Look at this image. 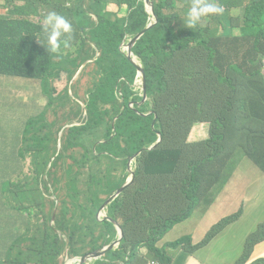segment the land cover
Wrapping results in <instances>:
<instances>
[{"label": "trees", "instance_id": "1", "mask_svg": "<svg viewBox=\"0 0 264 264\" xmlns=\"http://www.w3.org/2000/svg\"><path fill=\"white\" fill-rule=\"evenodd\" d=\"M150 1L157 21L148 14L145 0H116L121 10H128L123 19L108 12L107 0H41V7H28L25 0H0L6 8L14 10L18 5L30 15L44 16L55 10L74 28L68 46L62 44L56 54L44 48L46 37L41 26L17 23L12 26L16 35L0 36V76L39 81L47 98L45 112L30 121L25 134L26 149L40 143L42 147L36 152L41 151L43 157L34 165H26V173L3 189L14 196L11 204L24 207L34 225H28L25 232L13 233L8 258L11 264H60L65 255L70 260H82L102 252L117 235L116 231L107 239L103 221L121 228L124 237L118 248L129 251L130 247L140 249L146 244L154 252L153 259H166L165 252L158 249L159 243L201 206L210 205L215 193L229 184L231 175L224 176L238 151L256 160L264 175V0H218L223 14L207 17L192 29L185 24L192 0ZM150 25L153 27L133 49V63L125 48ZM98 53L101 59L85 68L89 73H80V80L89 79L85 98L79 95V80L73 96L71 89H66L63 99H55L51 91L52 81L58 78L55 73L64 70L71 85L75 72L95 60ZM190 58L194 63L188 62ZM175 62L180 63L177 102L189 105L190 121L205 125V133L210 135L200 153L191 155L184 143L162 153L174 163L185 160L177 189L171 188V176L163 171L170 162L148 151L159 140L158 132L151 128L156 115L148 109L151 103H143L142 91L134 86L141 66L148 99L163 94L172 99L175 86L171 65ZM80 101L87 103L86 121ZM50 115L59 118L50 121ZM74 124L82 126L72 127L68 136L63 134L58 150L61 130ZM39 126L45 133L38 130ZM179 133L178 128L170 130V142ZM32 135L41 142L33 140ZM21 158L26 162L23 148ZM131 158L135 163L133 185L99 218L100 208L126 185ZM67 160L83 164L85 170L91 167L89 174L74 176L73 167L65 166ZM117 166L122 168V178L111 174ZM179 167L170 168V172ZM143 183L148 192H144ZM145 193L149 194L144 208ZM46 195L53 199L51 211L46 209L50 206ZM150 202L164 208L152 228L144 225L152 216ZM43 210L48 215L42 227L35 220ZM49 223H54V228ZM261 243L264 225L245 243L242 259L250 257ZM182 245L185 252L192 253L190 241L170 247ZM4 247L6 242H0V248ZM118 248L109 250L104 260L89 264H137L138 255L123 262ZM27 253L30 256L26 258Z\"/></svg>", "mask_w": 264, "mask_h": 264}, {"label": "rangeland", "instance_id": "2", "mask_svg": "<svg viewBox=\"0 0 264 264\" xmlns=\"http://www.w3.org/2000/svg\"><path fill=\"white\" fill-rule=\"evenodd\" d=\"M177 1L179 2L180 0ZM107 4L108 12L111 13V15H116L121 19L128 16V10H121L117 6L116 0H107ZM25 5L28 7L36 5L39 7L44 6L41 3V0H25ZM11 11H13V7H11ZM147 12L150 14L149 9H147ZM176 13L177 12L175 11V14ZM85 51H88V49H85ZM100 59L101 54L98 53L95 60L89 61L87 64H85V66L82 64L79 70L75 72L74 82L71 85H69L70 80L68 76L64 74L66 73L64 70L61 69L59 73H55L58 75V78L53 80L51 83L53 97L55 99H63L62 96L66 89H71V95L73 96L75 93L76 84L80 80V73H89V69L85 68L88 65L94 66L93 63L98 62ZM189 61L193 62V59L190 58L188 62ZM55 62H59V59L56 58ZM179 66L180 63L177 62L171 65V74L174 79L175 86L173 98L171 99L170 96L165 97L163 94L156 98L147 100L148 103H151L148 105V109L152 114L156 115L155 124L151 126V128L156 129L159 137L158 142L148 151H155L159 154L160 159L170 162L169 165L163 168V171L169 177L171 176V188L174 189H177L182 182V166L186 165L185 160L180 158L177 163H174L171 158L161 156L162 153L169 152L174 146H180L181 143H184L185 146L189 148V153L191 155L197 154L200 153L201 149L203 148L204 142L210 138L208 132L205 133V125L196 124L193 121H190L188 116L189 105L177 102L176 84L178 80ZM65 67L70 68L68 66ZM140 79L141 78L137 77L134 85L138 90L140 89L141 84ZM17 82H21L18 83L19 87L14 83L9 85L12 87L10 90L12 94L6 95L11 98V101L7 103V109H5V103L1 100V98L5 96L6 89L4 87H0V127L6 126V123L2 120L6 119L8 110V119L10 121H17L20 118L19 115L24 110V107L20 108V103L22 104V102L27 101L25 111L26 119L28 118L31 120L36 118L46 110L47 98L39 81L28 82L18 80ZM119 83H121V81H119ZM246 86L249 88L250 84H247ZM88 88L89 79L82 78L78 86V92L82 99L85 98ZM119 95H121V93H119ZM262 97H264V94ZM80 102L83 107L87 104L86 102ZM49 119L53 120L54 118L52 115H50ZM86 119L87 113L85 109V112L83 113V121H86ZM74 126H82V124L65 126L64 134L68 136L70 129ZM176 128L180 130V133L174 138L173 141L170 142L169 132L170 130L171 132L174 131ZM1 136H6V134L0 133V137ZM31 137L33 140L41 142V140H39L35 135H32ZM122 147H124V145H122ZM63 155L67 158V151L63 152ZM108 155L109 154L106 153L107 157ZM177 165H180V167L173 170L171 169L170 172V168ZM65 166L73 167L74 176L88 175L91 168L89 165L90 168L85 170L83 168V164L76 161L73 162L71 160H67ZM134 166V159H129L128 167L130 176L127 183H130L135 179H133ZM117 168L118 170H112L111 174L115 178H122V168L121 166H117ZM30 170L31 168L28 167L27 171ZM261 170L263 171V169ZM261 170L258 168V162L256 160L252 159L251 161V159L249 160L245 157L242 151H238L224 176V178H226L228 173L231 175L229 184L219 191L218 194L215 193L211 204L206 205V207L211 208L212 210H206L205 206H201L193 213V217L190 220L173 227L165 236V238L159 243L160 246L166 247V245L169 243H176L179 241H185L188 243L190 241L195 244L190 248L192 249V253L197 254L198 258L202 259L203 255L205 254L206 247L213 243L221 235L231 239L235 236V234H248V241L251 236H254L255 233L260 231V226L264 225V175ZM10 176L11 174H9V177ZM16 180H11L8 185H12L16 182ZM143 180L144 179L141 181ZM145 187L146 185L143 183L144 192H148V189H145ZM119 193L120 189L117 191L115 197L118 196ZM148 194L149 193H145L142 197V204L144 208L147 205ZM13 197L14 196L9 194L8 191H3L0 193V242H6V247H4L5 249L9 248L10 242L13 243V232H25L28 225H33V223L29 220V213L25 211L24 207L16 206V203L14 202L11 204ZM175 198L178 200V197ZM45 200L46 204L50 205L46 209L51 211V201L53 200L52 197L50 195H46ZM180 205L184 208L182 203H180ZM109 206L110 204L107 207ZM259 208L261 209L259 210ZM149 210L152 216L144 223V225L152 228L158 222L157 216L164 211V208L159 203L150 202ZM55 213L57 214L58 210L55 211ZM104 213L105 211L101 212L98 214V217L101 218L105 216ZM47 215L48 214L44 210L42 213H39L38 218L35 220L39 226L43 227L45 225L46 221L44 216ZM230 218L232 219L228 220ZM102 224L104 227H106V232L108 233L107 239L116 233L117 223L109 224L108 222L103 221ZM49 225L52 228L55 226L54 223H49ZM243 249H245V246H243ZM116 252L123 262L129 261L133 256L139 255L141 252H146L147 258L149 260L153 259L152 254H154V252L151 253L150 247L146 244L141 245L140 249L139 246L130 247L129 251H125L123 247H120L116 250ZM254 254L255 253L253 251L250 257L247 256L246 259H242L241 257L236 264H257L260 261H264L263 256L254 258ZM244 255L245 251L243 252V256ZM27 256L29 257L30 255L27 253L26 258ZM9 257L10 254L1 252V264H11V261H8ZM68 258L69 256L65 255L60 259V264H73V261L68 260ZM80 260L81 259H77V264H80ZM26 262H28V260H26Z\"/></svg>", "mask_w": 264, "mask_h": 264}, {"label": "crops", "instance_id": "3", "mask_svg": "<svg viewBox=\"0 0 264 264\" xmlns=\"http://www.w3.org/2000/svg\"><path fill=\"white\" fill-rule=\"evenodd\" d=\"M22 6V4H20ZM42 14L37 15H30L21 10V8L16 5L14 10L11 11V8H6L4 4H0V36H10L16 35L12 29L13 25L17 23H21L22 25L29 24L28 26H41L42 25ZM20 78H13V77H4L0 76V87H4L6 89L5 96L11 95L12 92L10 90L12 87L9 85L16 84L19 87L17 82ZM25 81V80H23ZM28 81V80H27ZM28 81V82H34ZM41 84V83H40ZM1 98V100L5 103V109H7V103L11 101V98L8 96ZM24 100V99H23ZM26 102H22L23 105H26ZM21 105V103H20ZM21 108V107H20ZM26 107H24L23 112L20 113V118L17 121H10L8 119V114L6 115V119H3L6 123V126L0 127V133L6 134V136L0 137V193L3 192V189L10 183V181H15L18 176L26 173V165L35 164L36 160H41L43 155L40 151L39 153L36 152L37 149H41L42 145L39 143L38 145L34 146V148L27 150L25 146V134L27 131V127L30 124V119H26ZM45 112V111H44ZM62 110L59 112V116ZM25 115V116H24ZM53 116V115H52ZM58 117L53 116V120L58 119ZM49 119V118H48ZM50 120V119H49ZM50 120V121H53ZM41 123V120H40ZM40 131L44 132V129L39 126ZM65 128L61 130L59 134V145L58 150L61 149V142L63 138ZM24 149L26 153V162L21 158V149ZM55 160V159H54ZM53 160V161H54ZM9 174L11 176L9 177ZM206 210H212L205 206ZM261 208H259L260 210ZM264 215V214H263ZM193 217V216H192ZM119 226H116L117 235L113 236L110 240L111 246L118 248V241L120 239L123 240V232L119 230ZM121 229V228H120ZM119 232V236H118ZM14 233V232H13ZM249 235H241L235 234V236L231 239L224 237L221 235L218 237L213 243L208 245L205 249V254L203 255L202 259L198 258V255L195 253L185 252L184 245L180 246L177 249H172L170 246L172 243L166 245V247H161L160 244L158 245V249L161 252H165L166 259L158 258V259H151L147 258V253H140L137 256L138 262L137 264H236L238 260L243 257V246L247 242ZM119 238V240H118ZM122 243V242H121ZM12 242L9 243V248H0L1 252H6L7 254H11L10 249L12 246ZM194 246L195 244L192 243ZM109 246L106 248L105 254L99 258L97 261L104 260L106 253L111 250ZM254 258L264 257V243L258 244L255 246L254 249ZM168 261V262H167ZM123 264V263H121Z\"/></svg>", "mask_w": 264, "mask_h": 264}, {"label": "clouds", "instance_id": "4", "mask_svg": "<svg viewBox=\"0 0 264 264\" xmlns=\"http://www.w3.org/2000/svg\"><path fill=\"white\" fill-rule=\"evenodd\" d=\"M223 11L218 0H192L191 6L185 14L186 27L188 29L195 28L203 19L220 16ZM41 31L46 37V47L44 48L48 53L56 54L61 50L62 44L64 47L68 46L74 28L71 21L64 15L51 10L42 18ZM71 261L73 264L77 262V260Z\"/></svg>", "mask_w": 264, "mask_h": 264}, {"label": "water", "instance_id": "5", "mask_svg": "<svg viewBox=\"0 0 264 264\" xmlns=\"http://www.w3.org/2000/svg\"><path fill=\"white\" fill-rule=\"evenodd\" d=\"M145 4L147 9L150 10V14L153 16L154 20H156V16L154 13V7H153V3H151L150 0H145ZM157 21V20H156ZM153 27V25H150L146 30H144L143 32H141L136 38H134L129 45L125 48V50L127 51V57L129 60H131L133 63H136V60L134 58L133 55V49L135 48V46L137 45V43L146 35V33ZM138 71H139V76L138 78H141V84H140V90L143 93V103H145L148 99V95H147V80H146V76H145V72L143 70V68L141 66H138ZM135 178V174H133V179ZM134 183V180H132L130 183H126V185L124 187H122L120 189V193L118 194V196L115 197V195L117 194V192L114 194L113 197H111L109 199V201L101 208L100 213L104 212L107 210V206L110 204H112L117 198H119V196L121 194H123L129 187H131ZM107 207V208H106ZM106 208V209H105ZM119 226V225H118ZM119 228V227H118ZM120 232L121 229L119 228ZM122 233V232H121ZM122 242V239H120L118 241V245H120V243ZM115 247L111 246L110 249H114ZM105 254V251L102 252H97L91 256H87L85 258H83L82 260L79 261L80 264H89L91 262L97 261V258L103 256ZM77 264V262L75 263Z\"/></svg>", "mask_w": 264, "mask_h": 264}]
</instances>
